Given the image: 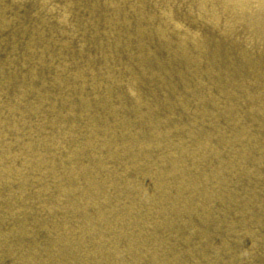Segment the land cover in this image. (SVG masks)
Returning a JSON list of instances; mask_svg holds the SVG:
<instances>
[{
	"label": "bare ground",
	"instance_id": "bare-ground-1",
	"mask_svg": "<svg viewBox=\"0 0 264 264\" xmlns=\"http://www.w3.org/2000/svg\"><path fill=\"white\" fill-rule=\"evenodd\" d=\"M0 264H264V0H0Z\"/></svg>",
	"mask_w": 264,
	"mask_h": 264
}]
</instances>
